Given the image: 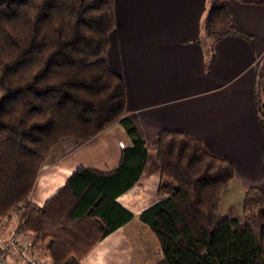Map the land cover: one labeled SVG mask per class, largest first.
I'll return each instance as SVG.
<instances>
[{
	"label": "trees",
	"instance_id": "obj_1",
	"mask_svg": "<svg viewBox=\"0 0 264 264\" xmlns=\"http://www.w3.org/2000/svg\"><path fill=\"white\" fill-rule=\"evenodd\" d=\"M228 1L264 7V0H210L202 30L213 43L247 39ZM115 26L113 0H0V219L17 213L18 228L50 264H81L132 220L117 199L138 182L147 151L126 118L124 84L106 63ZM257 119L264 133L260 98ZM116 124L130 141L116 169L79 167L42 206L29 202L54 146L89 142ZM157 159L159 201L149 227L161 251L157 264H264L263 192L245 193L241 221L221 216L234 179L227 159L170 131L157 137Z\"/></svg>",
	"mask_w": 264,
	"mask_h": 264
},
{
	"label": "crops",
	"instance_id": "obj_2",
	"mask_svg": "<svg viewBox=\"0 0 264 264\" xmlns=\"http://www.w3.org/2000/svg\"><path fill=\"white\" fill-rule=\"evenodd\" d=\"M113 6L116 26L106 63L124 84L125 115L144 141L147 158L138 182L117 199L132 220L99 242L81 264H157L161 251L149 227L159 201L161 132L199 140L232 164L234 179L221 201L228 194L237 201L224 207L220 201L221 216L241 221L245 193L251 188L264 193V133L257 119L258 98L264 100V7L228 1L247 39L213 43L202 30L210 0H113ZM129 146L117 124L89 142L57 144L44 160L29 202L42 206L79 167L116 169ZM5 218L0 227L7 236L14 225Z\"/></svg>",
	"mask_w": 264,
	"mask_h": 264
},
{
	"label": "built area",
	"instance_id": "obj_3",
	"mask_svg": "<svg viewBox=\"0 0 264 264\" xmlns=\"http://www.w3.org/2000/svg\"><path fill=\"white\" fill-rule=\"evenodd\" d=\"M40 253V247L34 246L30 235L18 226L6 240L0 238V264H48Z\"/></svg>",
	"mask_w": 264,
	"mask_h": 264
},
{
	"label": "rangeland",
	"instance_id": "obj_4",
	"mask_svg": "<svg viewBox=\"0 0 264 264\" xmlns=\"http://www.w3.org/2000/svg\"><path fill=\"white\" fill-rule=\"evenodd\" d=\"M227 194V193H226ZM222 199V198H221ZM230 201H232V203H234L233 205H236V199H234V198H232V196L230 195V194H228V196L225 198V201L224 200H222L221 202H222V207H224V204L225 203H227V204H229L230 203ZM232 205V206H233ZM222 207H221V209H220V211H218L219 213H221L222 214ZM5 217H10L11 218V220H10V222L14 225V228H13V230L12 231H14L15 229H16V227L18 226V215H17V213H11V214H8V215H6V216H4V217H2V218H5ZM5 219H7V218H5ZM2 223H4V225H5V221H4V219H0V225L2 224ZM11 225H9V227H10ZM12 228V227H11ZM2 231V229H1V227H0V238L1 239H3V240H6V238L8 237V235L7 236H4L3 235V233L1 232ZM11 231V232H12ZM10 232V233H11ZM9 233V234H10ZM40 257H41V259L44 261V262H47L48 264H50V261H49V258H48V256L44 253V252H42V250H41V253H40Z\"/></svg>",
	"mask_w": 264,
	"mask_h": 264
}]
</instances>
